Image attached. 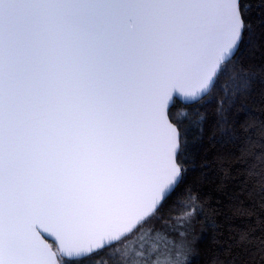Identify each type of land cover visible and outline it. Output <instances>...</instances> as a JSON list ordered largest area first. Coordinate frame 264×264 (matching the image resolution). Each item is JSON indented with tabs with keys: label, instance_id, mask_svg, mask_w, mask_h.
I'll list each match as a JSON object with an SVG mask.
<instances>
[{
	"label": "snow or ice",
	"instance_id": "snow-or-ice-1",
	"mask_svg": "<svg viewBox=\"0 0 264 264\" xmlns=\"http://www.w3.org/2000/svg\"><path fill=\"white\" fill-rule=\"evenodd\" d=\"M254 7L0 0V264H192L182 238L204 211L188 174L206 109L232 124L221 144L253 151L264 190V123L253 140L227 119L254 83L240 56Z\"/></svg>",
	"mask_w": 264,
	"mask_h": 264
},
{
	"label": "trees",
	"instance_id": "trees-1",
	"mask_svg": "<svg viewBox=\"0 0 264 264\" xmlns=\"http://www.w3.org/2000/svg\"><path fill=\"white\" fill-rule=\"evenodd\" d=\"M251 2L255 7L247 19L253 25V34L241 47L240 56L254 83L250 94L241 96L237 107L227 113V119L237 121V127L240 122L247 124V134L258 140V129L264 123V11L257 0ZM240 105L247 111V120L240 113ZM215 108L206 109L203 138L194 148L197 166L188 174L192 195L201 198L204 209L203 216L192 218L197 232L190 238L194 250L190 260L192 264H264V190L258 175L248 176L254 153L247 144L238 149L219 142V136L231 131L232 124L214 127L218 119ZM186 199L187 194L178 197V202L191 211ZM176 211L179 214L182 209ZM213 224L219 225L218 231L210 229ZM243 231L251 242L238 246Z\"/></svg>",
	"mask_w": 264,
	"mask_h": 264
},
{
	"label": "rangeland",
	"instance_id": "rangeland-1",
	"mask_svg": "<svg viewBox=\"0 0 264 264\" xmlns=\"http://www.w3.org/2000/svg\"><path fill=\"white\" fill-rule=\"evenodd\" d=\"M172 227H173V225H172V222H171V223H169V228L171 229ZM196 232H197V227H195V223H193V219H192V224H191L190 228H188L186 230V236L184 238H182L186 242L187 247L189 249H191V251L187 253V257H188L189 260L191 259V257H193V252H194L193 245H192V242H191L190 238L192 236H194L196 234ZM104 259H105V261H107L108 257L106 256Z\"/></svg>",
	"mask_w": 264,
	"mask_h": 264
},
{
	"label": "water",
	"instance_id": "water-1",
	"mask_svg": "<svg viewBox=\"0 0 264 264\" xmlns=\"http://www.w3.org/2000/svg\"><path fill=\"white\" fill-rule=\"evenodd\" d=\"M181 103L183 104L184 102H183V101H181ZM48 242H49V243H52L53 241H52V239H51V238H49V239H48Z\"/></svg>",
	"mask_w": 264,
	"mask_h": 264
}]
</instances>
